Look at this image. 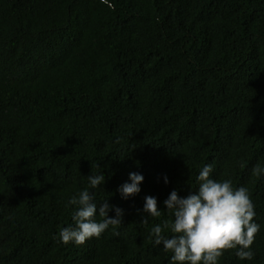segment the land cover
Here are the masks:
<instances>
[{"label": "trees", "instance_id": "trees-1", "mask_svg": "<svg viewBox=\"0 0 264 264\" xmlns=\"http://www.w3.org/2000/svg\"><path fill=\"white\" fill-rule=\"evenodd\" d=\"M110 3L0 0V264H169L149 232L205 164L247 188L252 250L264 237V175L252 173L264 167V0ZM130 172L144 179L125 200ZM101 173L96 203L121 208V223L63 244L67 200ZM145 196L159 217L142 212ZM257 241L252 260L229 249L218 264H264Z\"/></svg>", "mask_w": 264, "mask_h": 264}, {"label": "clouds", "instance_id": "clouds-1", "mask_svg": "<svg viewBox=\"0 0 264 264\" xmlns=\"http://www.w3.org/2000/svg\"><path fill=\"white\" fill-rule=\"evenodd\" d=\"M100 3L114 8L110 0H100ZM212 171L213 166L205 164L196 176L195 191L181 197L172 190L162 202L172 219L162 225L155 224L149 238L153 246H162L166 253H171L169 264H218V259L229 249L235 250L240 260H252L257 238L264 240L262 235H255L251 250L259 225L253 219L256 213L247 188L233 187L230 179H212ZM252 173L264 175V167L254 166ZM143 179L142 174L130 172L128 181L117 189L121 198L126 200L139 193ZM87 181L88 187L67 200L66 206H74L72 223L58 233L59 241L65 245L83 244L92 237H99L109 226L121 223V208L109 205L106 200L99 205L96 203L94 190L105 182L103 173L89 175ZM163 181L168 183L166 175ZM110 211L115 215L109 216ZM142 212L147 217L161 215L156 197H144ZM97 215L102 219L97 220ZM163 229H170L171 235H162Z\"/></svg>", "mask_w": 264, "mask_h": 264}]
</instances>
